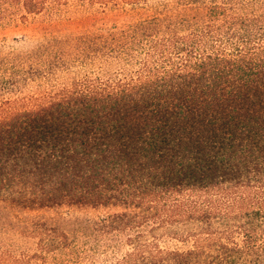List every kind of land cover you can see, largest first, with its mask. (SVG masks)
I'll use <instances>...</instances> for the list:
<instances>
[{"label":"trees","instance_id":"1","mask_svg":"<svg viewBox=\"0 0 264 264\" xmlns=\"http://www.w3.org/2000/svg\"><path fill=\"white\" fill-rule=\"evenodd\" d=\"M63 1L0 0V21ZM75 1L132 19L72 39L116 76L0 102V237L20 227V264H46L69 233L21 214L104 209L75 223V264H264V0ZM64 42L0 52V92Z\"/></svg>","mask_w":264,"mask_h":264},{"label":"rangeland","instance_id":"2","mask_svg":"<svg viewBox=\"0 0 264 264\" xmlns=\"http://www.w3.org/2000/svg\"><path fill=\"white\" fill-rule=\"evenodd\" d=\"M22 15L24 13L20 7L14 5L0 21V52H25L50 39L65 40V42L56 45L58 50L49 61L54 64L51 75L45 74L48 71L47 65L40 66L39 75L41 76L38 75L32 81L21 84L16 90L0 92V102L6 98L11 100L42 98L64 86H70L73 81L86 77L106 79L116 76L117 67L109 65L102 59L91 58L82 62L77 57L76 46L72 39L103 34L113 26L121 27L132 20L129 16L115 10H105L98 4L81 3L75 0L63 1L50 6L39 15H29L25 19L21 18ZM108 212L109 210L104 209L62 207L25 213L20 216L23 219L28 216L43 217L45 220L52 221V224L56 222L58 229L68 232V237L64 238L68 243V249H58L46 254L45 262L46 264H75L80 260H86L84 253L75 252V249L79 250L80 244L86 240L77 233L78 228L75 223L82 219L103 217ZM54 239L63 240L62 238ZM37 242V238L20 234V227L12 226L0 237V264H20L27 256L37 251ZM98 260H104V258L99 257Z\"/></svg>","mask_w":264,"mask_h":264}]
</instances>
